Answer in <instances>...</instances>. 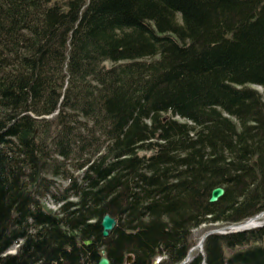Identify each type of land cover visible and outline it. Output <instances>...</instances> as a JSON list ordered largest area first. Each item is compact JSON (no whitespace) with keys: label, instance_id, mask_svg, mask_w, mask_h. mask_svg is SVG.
Masks as SVG:
<instances>
[{"label":"trees","instance_id":"trees-1","mask_svg":"<svg viewBox=\"0 0 264 264\" xmlns=\"http://www.w3.org/2000/svg\"><path fill=\"white\" fill-rule=\"evenodd\" d=\"M262 212L264 0H0V264H264L189 257Z\"/></svg>","mask_w":264,"mask_h":264},{"label":"rangeland","instance_id":"rangeland-1","mask_svg":"<svg viewBox=\"0 0 264 264\" xmlns=\"http://www.w3.org/2000/svg\"><path fill=\"white\" fill-rule=\"evenodd\" d=\"M63 185H65V183H63ZM48 204V207L49 208H51V209H53V210H56L57 209V207L58 206H54L52 203H47ZM251 220H253L255 223H256V226L255 227H253V228H257V227H259V226H262V225H264V212H262V213H260V214H258L257 216H255L254 217V219H250V220H248V221H246L244 224H241V226L242 225H246L247 224V222H249V221H251ZM241 226L240 227H235V229L236 228H241ZM233 229V227H218V228H211V226L210 225H208V224H203L202 226H200V227H198V228H195L194 230H193V236H192V238H193V242H194V245H193V247H192V249H191V251H190V257L193 255V254H195L196 252H203V245H204V243H203V241H204V239H205V237L209 234V233H211V232H225V231H228V230H232ZM246 229H252V228H246ZM14 251V250H13ZM162 259V257L161 256H159V257H157L156 259H155V263L157 262L158 263V261L159 260H161ZM190 259V258H189Z\"/></svg>","mask_w":264,"mask_h":264},{"label":"water","instance_id":"water-1","mask_svg":"<svg viewBox=\"0 0 264 264\" xmlns=\"http://www.w3.org/2000/svg\"><path fill=\"white\" fill-rule=\"evenodd\" d=\"M226 190L224 187H216L212 190V193H211V197H210V201L215 203V202H218L225 194ZM117 225V220L113 217H111L110 215H106L104 218H103V221H102V226H103V236L104 237H108L111 233V231L114 230V228L116 227ZM238 230L235 229V230H231V231H226V232H223V233H229V232H237ZM210 234V233H209ZM85 245H91L92 244V240H86L84 242ZM133 259V257L130 255L128 257V261L131 262ZM79 264H83L82 262H80ZM97 264H110V260L109 258L107 257L106 255V250H103L102 251V256L100 258V260L98 261Z\"/></svg>","mask_w":264,"mask_h":264},{"label":"bare ground","instance_id":"bare-ground-1","mask_svg":"<svg viewBox=\"0 0 264 264\" xmlns=\"http://www.w3.org/2000/svg\"><path fill=\"white\" fill-rule=\"evenodd\" d=\"M107 215H109V214H107ZM106 216V215H105ZM104 216V217H105ZM111 216V215H110ZM103 217V218H104ZM112 217V216H111ZM252 219H254V218H252ZM250 220V219H249ZM102 221H103V219H102ZM244 224V223H243ZM101 225H102V223H101ZM241 226V224H239V225H235V226H230V227H233V229L232 230H235V227H240ZM256 226V223L253 221V220H251V221H249V222H247V224L246 225H242L241 226V228H236L238 231H242V230H247L246 228H253V227H255ZM102 228H103V226H102ZM115 229V228H114ZM113 231H111V233H112ZM111 233H110V235H111ZM211 233H214V232H211ZM210 233V234H211ZM109 235V236H110ZM108 236V237H109ZM206 238V237H205ZM205 240V239H204ZM203 243H204V241H203ZM106 255H107V253H106ZM101 256H102V254H101ZM190 257V256H189ZM189 260V258L186 260V262ZM157 263V262H156ZM110 264H111V262H110ZM158 264V263H157Z\"/></svg>","mask_w":264,"mask_h":264}]
</instances>
